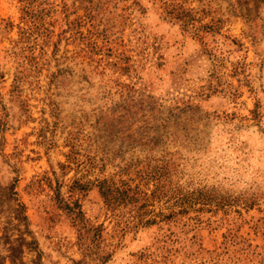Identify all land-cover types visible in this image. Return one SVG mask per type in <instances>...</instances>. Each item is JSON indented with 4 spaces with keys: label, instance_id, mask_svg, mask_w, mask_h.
Returning a JSON list of instances; mask_svg holds the SVG:
<instances>
[{
    "label": "rangeland",
    "instance_id": "rangeland-1",
    "mask_svg": "<svg viewBox=\"0 0 264 264\" xmlns=\"http://www.w3.org/2000/svg\"><path fill=\"white\" fill-rule=\"evenodd\" d=\"M57 191L105 264H264V0H0V264L84 260Z\"/></svg>",
    "mask_w": 264,
    "mask_h": 264
},
{
    "label": "trees",
    "instance_id": "trees-1",
    "mask_svg": "<svg viewBox=\"0 0 264 264\" xmlns=\"http://www.w3.org/2000/svg\"><path fill=\"white\" fill-rule=\"evenodd\" d=\"M98 188L103 199L106 211L113 216L122 217L119 227L125 229L147 228L159 224L158 218L165 221L164 215H155L150 210V201L159 199L157 193L150 196L141 191L139 187L132 188L121 180L119 183L113 179L103 178L90 182ZM89 187V185H87ZM166 197V196H164ZM56 201L59 208L66 213L78 233V246L83 253L84 260L79 264H86L85 258L94 259L98 264H105L111 255L101 247L103 242V226H94L86 219L79 201L69 203L57 191Z\"/></svg>",
    "mask_w": 264,
    "mask_h": 264
}]
</instances>
